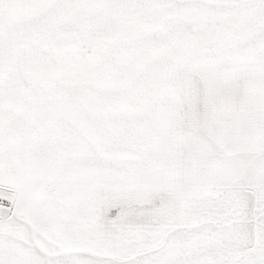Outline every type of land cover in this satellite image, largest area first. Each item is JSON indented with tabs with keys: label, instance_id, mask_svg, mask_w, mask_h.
Returning a JSON list of instances; mask_svg holds the SVG:
<instances>
[{
	"label": "snow or ice",
	"instance_id": "1",
	"mask_svg": "<svg viewBox=\"0 0 264 264\" xmlns=\"http://www.w3.org/2000/svg\"><path fill=\"white\" fill-rule=\"evenodd\" d=\"M0 264H264V0H0Z\"/></svg>",
	"mask_w": 264,
	"mask_h": 264
}]
</instances>
